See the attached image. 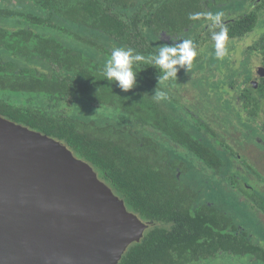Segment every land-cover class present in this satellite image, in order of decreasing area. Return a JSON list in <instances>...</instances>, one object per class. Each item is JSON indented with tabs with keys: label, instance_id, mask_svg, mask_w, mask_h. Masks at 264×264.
Segmentation results:
<instances>
[{
	"label": "trees",
	"instance_id": "16d2710c",
	"mask_svg": "<svg viewBox=\"0 0 264 264\" xmlns=\"http://www.w3.org/2000/svg\"><path fill=\"white\" fill-rule=\"evenodd\" d=\"M21 2L24 7H18ZM21 2L0 0V116L64 143L93 167L129 212L149 225L119 264H199L220 254H255L264 263V250L238 229L230 215L198 202L197 194L177 176L167 151L142 131L159 130L208 167L225 172L229 162L206 144L213 132L208 124L196 118L189 125L148 92L163 91L174 100L158 82L159 69L151 64L134 65L137 84L127 92L102 75L113 47L131 48L147 57L160 45L183 40L208 20V2ZM256 21V15L249 14L222 24L226 38L245 35ZM199 40L192 44L195 52ZM257 92L262 95L264 86ZM12 94L47 99L48 106L41 101L15 103L8 98ZM246 100V109L259 110L258 98ZM74 103L99 109L103 116L60 110L61 105ZM260 206L264 209V202Z\"/></svg>",
	"mask_w": 264,
	"mask_h": 264
},
{
	"label": "water",
	"instance_id": "95a60500",
	"mask_svg": "<svg viewBox=\"0 0 264 264\" xmlns=\"http://www.w3.org/2000/svg\"><path fill=\"white\" fill-rule=\"evenodd\" d=\"M147 227L64 143L0 116V264H119Z\"/></svg>",
	"mask_w": 264,
	"mask_h": 264
},
{
	"label": "rangeland",
	"instance_id": "374dc122",
	"mask_svg": "<svg viewBox=\"0 0 264 264\" xmlns=\"http://www.w3.org/2000/svg\"><path fill=\"white\" fill-rule=\"evenodd\" d=\"M18 1L21 2V0ZM262 1L264 0H250L249 3L248 0H236L234 3H226L220 7L217 6V8L213 10V17L217 13L222 14L220 9H223V11L225 9L228 12L235 11L236 14L247 13L251 11V7L256 10L258 4ZM22 3L24 2H21V4L17 3L18 7H24L25 5ZM28 8L31 9L30 4L28 5ZM231 17H233V15L224 16L223 18H220L219 22ZM260 23L261 25L259 28ZM260 23H258V27L253 32L254 35L259 34V29L262 31L264 30V13L261 15ZM212 32H215L214 26L202 25L196 28L192 35L188 37L185 35L183 37L193 42V39L199 34H205L200 51L196 57L193 58L191 65L186 68H179L175 79L158 81L175 100L173 101V99L166 98L162 99V101L189 125H194L196 123V118L207 123L213 131L207 135V139L218 148L225 150L226 147H228L229 149L226 153L228 154L227 156L229 160V168L226 169L227 174H241L251 186H254L264 194V181L256 180L250 172V169L245 167L244 164L231 153V150L233 149L237 154H241V158L247 161H249L251 157L250 148L252 145L245 142V137L243 135L244 131L236 132L234 125L236 124L234 121V112L240 108L237 96L243 87L249 86L250 80H244L243 76H235L232 73L234 68L235 70H238L236 69L237 66H239V70L241 69L239 64L246 56L245 54L243 56L245 46L254 41L252 37H250L248 41L245 40L239 42L224 40V55L222 57H217L215 41L211 39ZM159 47H161V45ZM249 63L251 70L260 65L258 54H251ZM148 92L155 96L158 90L150 88ZM2 94L3 93H0V97H2ZM8 98L15 103L37 105L41 101L40 103L48 106L47 99H38V97L30 95L18 97L12 94L11 96H8ZM60 110L97 117L103 116L101 114L102 111L99 109L87 108L82 104L76 105V103L71 106L63 104L60 106ZM240 114L244 117L241 111ZM122 119L126 120L127 118L122 117ZM251 125L253 126V123H251ZM138 128L141 130L140 126H138ZM142 131L151 135L156 141L164 145L165 148H169L177 155H180L179 157L184 160V163L187 165L185 171L180 177L183 183L198 192L204 202L216 206L220 211L235 218L241 226L243 225L264 245V232L261 230L258 223H256L260 222L264 229V216L259 213L255 207L249 204L241 193L236 192V189L229 184L228 180L217 178L209 168H207L202 162L196 160L197 158H195L194 155L191 153H187L186 155L180 147L174 145L169 139H167V137L163 136L156 130L143 128ZM219 139H222L223 142L226 143V147L221 146ZM179 157L177 158L179 159ZM257 160L258 161L251 160L249 163L260 168L264 174V154L260 155ZM249 213L256 215V222ZM202 264L255 263L248 259L235 260L222 258L215 262Z\"/></svg>",
	"mask_w": 264,
	"mask_h": 264
},
{
	"label": "flooded vegetation",
	"instance_id": "af4514ba",
	"mask_svg": "<svg viewBox=\"0 0 264 264\" xmlns=\"http://www.w3.org/2000/svg\"><path fill=\"white\" fill-rule=\"evenodd\" d=\"M235 1L236 0H204V2H206V3L208 2V4L210 5L209 12L207 13L208 14V20L199 24L196 28H198L202 25H211V26H214L215 32L218 33L220 31L219 26H221L222 24H228V23L234 22L237 19H240L241 17H243L245 15H249V14H255L257 17L256 24L251 31H249L248 33H246L243 36H238V37L229 38V39L225 38V40H227V41H238L239 42V41H245V40L248 41V39L250 37H252L253 41H254L253 43L247 44L245 46V49H244L245 51L243 52V56H244V54L246 56L244 57L243 61L239 64L241 66V69L239 70V68H238L239 66H237V67L235 66L236 69H238V70H235V68L233 67L234 70H233L232 74H234L235 76L241 75V76H243L244 80H247V79H248V81L250 80L249 86L243 87L240 90L239 95L237 96L238 103L240 104L239 110L244 115V117L241 116L239 110H236L234 112V121L236 124H234V125H235V131L236 132L244 131L243 135L245 137L244 138L245 142L249 143V145H252V147L250 148L251 157L249 155V157H250L249 161H251V160L258 161L257 159H259V156L264 154V93L261 95L260 93L257 92L260 85L264 86V30L262 31L261 29H259V34H257V35H254L253 32L258 27V23H260L261 15H262V13H264V1H262L260 4H258V7L256 8V10L252 9V7H251V11L247 12V13H237L236 14L235 11L234 12L233 11L228 12L225 9H224V11H223V9H220L221 13L223 14L220 16V18H223L224 16L226 17L228 15L229 16L233 15V17L228 18L227 20L225 19V20L218 22V23L213 20V10L216 9L217 6L220 7V6L225 5L226 3H228V4L230 2L234 3ZM248 1L250 3V0H248ZM213 23H215V24H213ZM260 25H261V23L259 24V28H260ZM196 28L193 29L192 31H190L187 34V37L192 35L195 32ZM204 35H205L204 33H201L196 38L193 39V42H194L195 39L200 38L199 46L197 47V51H196V55L200 51V48H201V45H202V42L204 39ZM183 40H185V38ZM180 41H182V37L180 39H176L172 44L178 43ZM193 42H192V44H193ZM253 53L258 54L259 59H260V63H259L260 65L256 66L253 70H251L250 66H249L250 65L249 59H250V55ZM196 55L194 57H196ZM251 92H253V93H251ZM252 97L259 99L260 108L257 112L246 109V106L247 105L249 106V103L246 102L247 101L246 99L252 98ZM251 123H253V126L251 125ZM239 127L242 129H240ZM157 132H159L160 134L165 136L159 130H157ZM165 137H167V136H165ZM216 137H217V135H216ZM167 139H169L174 145H177L178 147H180L182 149V151L186 153V155H187V153H191L188 150H186L185 148H183L181 145L176 143L174 140H172L170 137H167ZM219 140H220L221 146L226 147V143L223 142L222 139H219ZM156 142L160 145V147H162L169 154L170 163L176 165L177 176L180 179L181 175L183 174V172L186 169L187 164L184 163V160L179 157L180 155H177L176 153H174L169 148H165L164 145L160 144L158 141H156ZM206 144L209 145V147L213 148L215 150V152L218 153L222 158L225 157V160L227 162H229L228 156H227L228 154H226L227 150H229L228 147H226V149H225L226 151H225L222 148H218L217 146L213 145L208 139H207ZM231 153H232V155L236 156V158H238L240 160V162H242L244 164L245 167L250 169V172L252 173V175L255 177L256 180L264 181V174L262 173L260 168H258L257 166H255L253 164L251 165L249 163V161L241 158V156H240L241 154H237L233 149L231 150ZM192 155H194V154H192ZM177 157H179V159ZM194 157L197 158L196 160L202 162L196 155H194ZM187 163H189V162H187ZM202 163L207 168H209L217 178H220L222 180H224V179L228 180L229 184L236 189V192L241 193L244 196V198L247 200V202L249 204H251L253 207H255L258 210V212L264 216V209L261 208V206H260V203L264 202V194L262 192H260L258 189H256L254 186H251L246 181V179L241 176V174L232 173L231 175H228L227 171L223 172V170H221V169L220 170H217V169L213 170L212 168L208 167L204 162H202ZM185 185L188 186L187 184H185ZM188 187L191 188L190 186H188ZM192 190H193V192H195L197 194L198 202L206 203L203 201V199L201 198V196L199 195L198 192H196L194 189H192ZM206 204H208V203H206ZM208 205L213 206L215 209L220 211L216 206H214L212 204H208ZM220 212H222V211H220ZM225 214H227V213H225ZM249 215L256 222V219H257L256 215L250 214V213H249ZM233 219H234L238 229H240L242 232H246L248 234L251 242L256 246H260L264 250V245L261 242H259L243 225L241 226L235 218H233ZM256 223H258L259 227H261V230H263V232H264V229L262 228V225L260 224V222H256ZM146 225L148 226L146 228V230H147L149 228V225L148 224H146ZM146 230H145V232H146ZM145 232H144V234H145ZM143 237H144V235H143ZM222 258H229V259H235V260L248 259L250 261H254L255 264H264L263 262H261V260L255 254L247 255V256L222 255V254H220L219 256H216L213 259L203 260L199 264L208 263V262H215V261L220 260Z\"/></svg>",
	"mask_w": 264,
	"mask_h": 264
},
{
	"label": "clouds",
	"instance_id": "9594fccd",
	"mask_svg": "<svg viewBox=\"0 0 264 264\" xmlns=\"http://www.w3.org/2000/svg\"><path fill=\"white\" fill-rule=\"evenodd\" d=\"M222 14L217 13L213 20L220 21ZM226 38V29L221 25L220 32H212L211 39L215 41L216 56L224 55L223 41ZM196 55L191 40H182L172 45L159 47L151 56H145L141 53H134L133 49L125 47H113L110 58L107 59L102 75L108 81H114L117 86L127 92L137 84V71H134V65L151 64L159 69L161 75L158 81L175 79L180 67H188ZM167 94L158 91L155 95L156 100L166 99Z\"/></svg>",
	"mask_w": 264,
	"mask_h": 264
}]
</instances>
